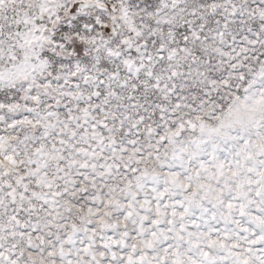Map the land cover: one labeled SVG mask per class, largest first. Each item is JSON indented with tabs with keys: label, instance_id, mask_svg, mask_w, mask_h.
Returning a JSON list of instances; mask_svg holds the SVG:
<instances>
[{
	"label": "snow or ice",
	"instance_id": "snow-or-ice-1",
	"mask_svg": "<svg viewBox=\"0 0 264 264\" xmlns=\"http://www.w3.org/2000/svg\"><path fill=\"white\" fill-rule=\"evenodd\" d=\"M0 264H264V0H0Z\"/></svg>",
	"mask_w": 264,
	"mask_h": 264
}]
</instances>
